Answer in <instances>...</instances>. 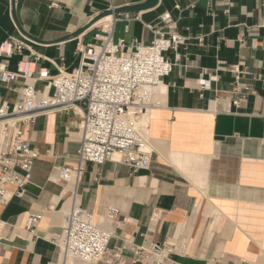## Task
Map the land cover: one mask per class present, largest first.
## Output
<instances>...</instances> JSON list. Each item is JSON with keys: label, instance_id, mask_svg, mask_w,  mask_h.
Segmentation results:
<instances>
[{"label": "crops", "instance_id": "crops-1", "mask_svg": "<svg viewBox=\"0 0 264 264\" xmlns=\"http://www.w3.org/2000/svg\"><path fill=\"white\" fill-rule=\"evenodd\" d=\"M147 1L0 0V48L10 38L27 45L0 56V66L35 70L0 81V105L14 106L26 86L43 91L61 68H76L78 48L107 25L99 16ZM165 13L187 43L167 54L174 70L156 99L162 106L149 114L151 168L89 164L78 201L115 232L112 245L128 258L135 247L173 243L162 264H264V0H159L110 15L114 41L149 45L147 25ZM41 71L48 76L38 79ZM81 122L77 108L39 116L26 129L40 157L24 195L0 204V264H87L67 263L51 240L62 233L72 187L49 177L74 162ZM109 208L120 210V226L105 221ZM31 217L39 220L29 227Z\"/></svg>", "mask_w": 264, "mask_h": 264}, {"label": "built area", "instance_id": "built-area-1", "mask_svg": "<svg viewBox=\"0 0 264 264\" xmlns=\"http://www.w3.org/2000/svg\"><path fill=\"white\" fill-rule=\"evenodd\" d=\"M147 29L153 34L149 45L133 40L127 46L125 40L114 41L111 25L103 26L91 43L78 48L80 62L71 72L61 68L43 91L26 86L20 102L14 106L0 105L1 205L24 195L40 157L26 137V129L39 116L81 109V145L75 160L49 177L51 182L72 187V202L62 233L51 239L59 246L64 260L71 257L87 264H162L175 246L169 243L135 247L133 256L128 258L123 247L112 245L117 237L115 232L78 201V187L89 164L115 162L128 166L132 173L151 168L153 151L140 134L139 123L162 106L156 100V92L175 66L167 54L185 46L187 38L176 31V21L170 13L163 14L158 24L147 25ZM26 47L24 39L10 38L2 44L0 56L12 58L22 54ZM61 58L64 60V54ZM24 71L22 63L14 72L2 65L0 81L8 85L21 75L31 78L35 73ZM45 76L48 73L41 71L38 79ZM239 100H234L233 105L239 106ZM119 217V209L109 208L105 221L118 227L125 221H118ZM38 220L39 217L29 218V227Z\"/></svg>", "mask_w": 264, "mask_h": 264}, {"label": "bare ground", "instance_id": "bare-ground-1", "mask_svg": "<svg viewBox=\"0 0 264 264\" xmlns=\"http://www.w3.org/2000/svg\"><path fill=\"white\" fill-rule=\"evenodd\" d=\"M111 20H112V17L111 16H107V17H104L102 19L103 22H107V25L105 26H109L111 24ZM166 91V87L163 84H161L158 89H157V92H156V99H158L159 96L163 95V93H165ZM148 118H149V115H145L142 120L140 121L139 123V131H140V134L146 138L147 140L149 139V136H148V128H147V123H148ZM151 141V140H149ZM151 144V143H150ZM150 147V146H149ZM72 258L71 257H68V260H67V263L71 262ZM64 264V262H63ZM70 264V263H69Z\"/></svg>", "mask_w": 264, "mask_h": 264}, {"label": "water", "instance_id": "water-1", "mask_svg": "<svg viewBox=\"0 0 264 264\" xmlns=\"http://www.w3.org/2000/svg\"><path fill=\"white\" fill-rule=\"evenodd\" d=\"M159 0H148L146 3L139 5V6H134V7H126V8H122L119 10H115V11H107L104 14H102L101 16H99L98 19H102L104 17L110 16V15H115V14H119V13H125V12H139L148 8H151L152 6H154L155 4H157Z\"/></svg>", "mask_w": 264, "mask_h": 264}]
</instances>
